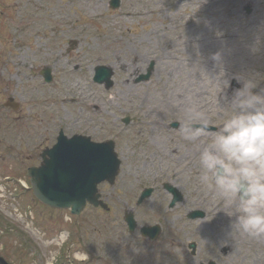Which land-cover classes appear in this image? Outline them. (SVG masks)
<instances>
[{
  "label": "rangeland",
  "instance_id": "obj_1",
  "mask_svg": "<svg viewBox=\"0 0 264 264\" xmlns=\"http://www.w3.org/2000/svg\"><path fill=\"white\" fill-rule=\"evenodd\" d=\"M109 2L0 0V253L13 264H193L188 243L202 240L216 252L210 240L225 235L221 245L257 250V264H264V236L232 233L228 210L202 184L197 163L224 122L223 96L241 87L236 77L256 75V91L264 94V0H120L118 8ZM151 63L150 78L138 81ZM97 65L112 67L111 88L93 81ZM47 67L51 83L41 75ZM10 97L16 110L4 107ZM191 106L209 120L201 144L180 132ZM60 129L115 139L122 169L114 185H100L110 212L87 206L74 216L27 189L28 166L41 161ZM12 174L19 184L6 178ZM164 181L182 194L173 207ZM148 186L154 192L136 206ZM128 208L139 227L161 223L156 245L139 228L138 238L127 233ZM195 208L214 215L188 218Z\"/></svg>",
  "mask_w": 264,
  "mask_h": 264
},
{
  "label": "clouds",
  "instance_id": "obj_2",
  "mask_svg": "<svg viewBox=\"0 0 264 264\" xmlns=\"http://www.w3.org/2000/svg\"><path fill=\"white\" fill-rule=\"evenodd\" d=\"M212 59L222 63L220 53ZM236 79L241 87L231 98L223 96L225 119L215 133L210 136L208 117L196 106L185 110L180 132L195 144L210 136L197 157L201 182L228 210L232 233L257 238L264 236V94L256 91V75ZM228 87L229 81L223 80V88Z\"/></svg>",
  "mask_w": 264,
  "mask_h": 264
},
{
  "label": "water",
  "instance_id": "obj_3",
  "mask_svg": "<svg viewBox=\"0 0 264 264\" xmlns=\"http://www.w3.org/2000/svg\"><path fill=\"white\" fill-rule=\"evenodd\" d=\"M112 2L119 4V0ZM96 71L97 81L106 82V87L113 84V71L110 67L98 66ZM149 73L151 69L140 79H148ZM49 74L47 71V75ZM50 79L51 76L48 77V80ZM43 156L42 165L30 169L35 192L41 201L53 207H71L73 213H80L87 200L95 206L108 208L107 204L99 199L97 185L104 180L114 183L118 174L120 161L117 160L113 142L97 144L87 137H60L59 143L53 149L46 150ZM171 190L175 198L181 197L176 189ZM150 191H145L143 195H149ZM128 220L135 224L133 216ZM145 232L149 230L145 229ZM0 264L9 263L0 257Z\"/></svg>",
  "mask_w": 264,
  "mask_h": 264
},
{
  "label": "flooded vegetation",
  "instance_id": "obj_4",
  "mask_svg": "<svg viewBox=\"0 0 264 264\" xmlns=\"http://www.w3.org/2000/svg\"><path fill=\"white\" fill-rule=\"evenodd\" d=\"M126 203H129L126 201ZM127 208V207H126ZM129 209V208H128ZM125 212L123 211V215ZM159 222V221H157ZM160 223V222H159ZM229 232V229L226 231ZM137 234H132L131 236H136ZM139 235V234H138ZM160 236L158 240L151 241L149 238L148 242L151 245H156L157 241L161 240ZM138 238V237H136ZM225 235H218V238H214L213 240H210L211 242H215L217 244L218 249H215L216 252L212 251L210 245L208 248L201 247L200 243L202 240L195 241V245L190 248L191 255L195 258L191 261H193V264H257V250H246L243 248H237L236 246H231L230 243H224L228 245H221V243L225 240ZM199 239V238H198ZM227 241V240H226ZM124 246V249L126 250L127 246L125 243H122ZM118 247H120L119 244H117ZM255 246V245H254ZM176 247H179V245H176ZM189 247V244H188ZM153 259L151 262H142L141 264H152ZM157 262H160V260H156ZM188 261H182L177 260L174 262H171L170 264H187ZM189 264V263H188Z\"/></svg>",
  "mask_w": 264,
  "mask_h": 264
}]
</instances>
